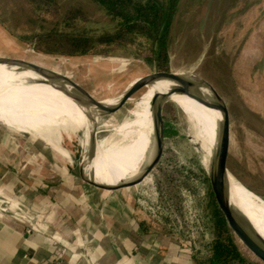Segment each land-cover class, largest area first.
Returning <instances> with one entry per match:
<instances>
[{
	"label": "rangeland",
	"instance_id": "rangeland-1",
	"mask_svg": "<svg viewBox=\"0 0 264 264\" xmlns=\"http://www.w3.org/2000/svg\"><path fill=\"white\" fill-rule=\"evenodd\" d=\"M52 2L54 5L42 12L43 17H37L30 13L25 0H0V53L44 66L43 72L37 73L46 84L45 91L51 88L53 95L49 105L40 94L34 96L28 86L11 89L5 85L8 99L31 115L42 113L44 110L38 108L43 105H55V109L62 110L52 117L54 122L49 125L55 124L61 130V145L70 152L71 159L32 140L28 133L7 128L0 129V156L16 157L18 173L45 176L54 170L64 174L72 184L92 187L81 178V173L86 177L91 174L86 175L83 169L85 148L102 139L118 140L114 129L130 113L145 89V86L129 87L127 83L137 75L159 70L142 57L141 54H146L144 46L138 49L122 43L120 46L102 45V48L95 44L91 53L83 55H63V47L56 54L32 49V40L49 34L53 27L56 33L112 32L116 26V20L107 16L94 0ZM71 7L79 9L83 17L79 14L67 25L63 17ZM169 34V63L164 71H168L167 75L192 74L218 106L226 107L230 130H223L227 140V145L223 146L225 166L245 186L264 198V0H180ZM121 59L132 62L125 67ZM199 78L210 84L218 96ZM74 86L84 87L93 94L90 101L126 96L118 107L99 114L93 109L76 108L74 104L80 102L67 94L73 92ZM39 90L44 93L43 88ZM201 105L203 111L195 105V116L197 123L203 124L202 137L211 152L213 112L205 104ZM220 111L223 115L221 108ZM162 115L165 132L159 161L141 183L119 190L129 195L135 213L152 222L150 230L178 235L183 243L192 238L196 248H200L209 238L211 223L207 194L211 185L204 166L205 152L188 137L187 120L174 102H164ZM43 129H46L44 125ZM147 134L149 130L143 127L126 145L141 144L140 151ZM120 154L121 151L116 150L115 158ZM139 173L94 180L107 185L110 181L120 184ZM22 189L19 187L18 196L12 201V206H16L14 210L26 203L24 195H20ZM235 199L264 232L254 213ZM0 200L6 202L4 207L7 208L9 200L2 197ZM233 227L228 228V232L232 231L240 251L250 260L264 264V251L254 239Z\"/></svg>",
	"mask_w": 264,
	"mask_h": 264
},
{
	"label": "crops",
	"instance_id": "crops-1",
	"mask_svg": "<svg viewBox=\"0 0 264 264\" xmlns=\"http://www.w3.org/2000/svg\"><path fill=\"white\" fill-rule=\"evenodd\" d=\"M41 88L44 96L48 95L46 103L49 105L53 95L51 88L48 86V91L45 86ZM74 105L77 108V104ZM48 108L61 112L55 105ZM7 111L26 115V126L31 130L33 140L38 142L34 133L43 134L42 119L11 102L0 80V112ZM100 162L117 164L114 153ZM23 172L31 183L20 195H24L26 202H36L38 197L45 199L43 209L50 215V220L42 222V226L49 231L41 232L38 225L12 218L9 211L16 207L12 206V201L18 196L19 187L16 181L0 186V197L9 200L6 209V202L0 200V264H192L185 245L170 238L156 240L152 235L142 233L125 190L108 192L81 183L72 184L64 174L54 170L48 171V174L54 173L51 176ZM1 176L18 179L12 168H7ZM121 177L122 174L111 178ZM115 183L110 181L108 185H118Z\"/></svg>",
	"mask_w": 264,
	"mask_h": 264
},
{
	"label": "bare ground",
	"instance_id": "bare-ground-1",
	"mask_svg": "<svg viewBox=\"0 0 264 264\" xmlns=\"http://www.w3.org/2000/svg\"><path fill=\"white\" fill-rule=\"evenodd\" d=\"M163 77L165 79L157 80L153 84L145 86V92L143 91L144 93H142L139 98L137 97L138 100L134 102V106H132L133 108H130V113V109L127 110L129 114L121 121L116 129H114V135L118 136V140L112 141L108 138L102 139L85 148V162L83 164V169L85 170L86 175L88 172H90V177L92 179H102L111 178L112 175L117 176L122 174V176H130L131 173L141 172V170L151 160L154 152L153 127L154 122L156 121L154 114L155 104L159 101L164 102V99L160 98V93L165 92L172 84L180 86L191 95L206 103L205 104L195 97L189 96L187 94H172L168 97V99L173 101L186 116L188 122V132L189 136L191 137V141L198 143L201 149L204 150V164L208 166V161L210 156L213 155L217 138L223 136V130L219 128V122L222 118L219 106L192 74H166ZM0 80L4 86L6 85V87L11 89H16L18 85L28 86L34 96L40 94L43 102L45 103L46 101V96H44V93L39 90V87L46 86V84L43 82L37 71H33L28 66L17 67L0 64ZM11 94L13 96V92H11ZM124 96L99 102H80L77 103V108L93 109L99 114L102 110H105L106 112L104 113H107V111H110L114 107H118V105L122 104L124 101ZM201 103L205 104V106L209 107L213 112L214 134L211 152H209L208 147L202 137L201 129L203 124H198L195 116V105L201 111H203ZM43 106L38 108V110L44 111L39 115L33 116L41 118L42 124L46 127V129H44L43 134H40L39 132L34 133V131L33 133L39 138L38 142L48 145L56 152V154L60 155L61 157L71 159L70 152L61 145V130L58 126H55V124L52 126L49 125L50 123L54 122L52 117L57 113V111L53 109L50 110L47 106ZM35 110L37 111V109ZM26 121H28V117L22 113L10 111L0 112L1 128L6 127L13 131L28 133L30 138L33 140V134L26 126ZM147 125H149V128L145 129ZM143 127L144 130H149L146 140H143V148L138 151L141 144L126 145L128 140L137 134ZM91 148H93V150ZM116 150L121 151V154L116 157L117 164L109 165L107 163L100 162L101 159L109 154L114 153ZM219 162H221L223 167L225 166L223 147L219 149ZM228 178L231 204L239 208L245 214L244 216L247 217L252 224L250 226L251 229L254 230V232H258L264 238V232L259 228V225L252 219V217H250L249 214L243 208H241L235 197L238 198L251 212L254 213L257 221L263 229L264 199L245 186L229 171ZM218 205L223 212L230 210L227 204L220 198ZM230 218L236 229H239L251 237L246 229L244 219L239 213L230 210Z\"/></svg>",
	"mask_w": 264,
	"mask_h": 264
},
{
	"label": "trees",
	"instance_id": "trees-1",
	"mask_svg": "<svg viewBox=\"0 0 264 264\" xmlns=\"http://www.w3.org/2000/svg\"><path fill=\"white\" fill-rule=\"evenodd\" d=\"M27 7L32 15L40 17L43 11L49 10L54 5L52 0H25ZM103 10V12L116 20V26L112 32L102 31L98 36H79L70 38L63 46V55H76L91 53L90 50L96 44L103 48L107 46L111 39H115L123 44H130L146 51L141 54L142 57L151 63L157 70H167L169 63L168 40L169 33L174 21L180 0H94ZM49 7V9H48ZM83 17L79 9L69 8L65 16L64 22L69 25L77 17ZM41 17H43L41 15ZM56 27L50 29V33L54 34ZM12 33V31H11ZM14 34V32H13ZM103 45V46H102ZM139 46H144L140 48ZM53 48L42 47L40 50L45 52ZM168 71H164L166 74ZM16 157H3L0 159V173L2 174L7 168H12L17 173L18 179H9L0 174V186L11 184L16 181L18 187L25 188L31 181L25 177V173H18ZM34 188L39 189L37 186ZM208 208L210 210V230L209 238L205 240L203 246L196 248L192 238L183 243V239L175 234H166L150 230L152 222L147 218L141 217L135 213L140 230L144 234L152 235L157 240L170 238L173 242L185 245L190 252V260L192 264H258L250 260L240 251L234 240L224 212L219 205L216 204L214 193L210 187L207 190ZM46 204L45 199L38 197V201L31 202L28 200L24 205L18 207L17 210L9 211V215L24 223L38 225L39 231L48 232L49 229L42 226V222H48L50 215L44 211L43 206ZM218 209V210H217ZM139 211V209H138ZM219 211V212H218ZM151 220V219H150Z\"/></svg>",
	"mask_w": 264,
	"mask_h": 264
},
{
	"label": "water",
	"instance_id": "water-1",
	"mask_svg": "<svg viewBox=\"0 0 264 264\" xmlns=\"http://www.w3.org/2000/svg\"><path fill=\"white\" fill-rule=\"evenodd\" d=\"M98 36L100 35V32H93V31H87V30H82L78 32H56L52 35H45V36H38L37 38L32 40V49H37L40 50L42 47H47V48H54L50 51H47L48 53H58L59 48L63 47L68 39L76 38L79 36ZM18 43V42H16ZM14 44L16 47L17 44ZM112 44H117V45H122L121 42L111 39L107 45H112ZM46 52V53H47ZM122 64L126 66L130 65L132 60L129 59H121ZM0 64H4L7 66H17V67H25L26 64L30 66V68L33 71L37 72H43L45 69L43 65H36L33 63H30V60H27L23 57H16V56H11V55H6L3 53H0ZM163 72L164 70H159V71H152L150 73H143L140 75H137L133 77L128 83L127 86L137 88V87H144L150 84H153L157 80H163L165 79L163 77ZM166 72V71H165ZM198 78V77H197ZM200 79V78H199ZM202 80V79H200ZM204 83H206L204 80H202ZM211 91L218 96L214 88L206 83ZM69 96H71L73 99H75L78 102H86L90 101L94 98L93 94H91L86 88L84 87H79V86H74L73 87V92L67 93ZM172 94H187L189 96H193L190 93H188L185 89L181 88L180 86L176 84H172L165 92L160 93V98L164 99V102L168 101V97ZM195 97V96H193ZM199 101L203 102L199 98L195 97ZM171 101V100H170ZM164 102L159 101L155 104L154 107V114L156 117V121L154 122V127H153V137H154V152L151 160L148 162V164L141 170V172L136 175L133 179L122 182L118 185H107L103 184L100 182L95 181L91 177H86L81 173V178L88 184L102 189V190H107V191H114L118 190L121 188H127L130 186H135L139 183H141L146 176L150 173V171L154 168V166L157 164L159 161L162 150H163V138H164V121H163V104ZM173 102V101H172ZM205 103V102H203ZM206 104V103H205ZM210 106V105H209ZM219 107L223 111V115L221 118V121L219 122V128L222 130H230V120H229V115L226 107L223 105L219 104ZM181 110V109H180ZM182 111V110H181ZM183 113V112H182ZM184 114V113H183ZM185 116V115H184ZM186 118V116H185ZM187 120V119H186ZM188 123V122H187ZM6 128V127H4ZM0 128V129H4ZM9 129V128H7ZM188 137L191 139V137L188 135ZM196 143V142H195ZM227 145V140L224 136L217 138L216 146L213 151V155L210 156L209 161H208V166H205V169L207 171V175L210 181L211 189L214 193V198L216 201V204L218 205L219 203V198L224 201L227 206L232 210L233 212L239 213L245 222L246 229L248 233L253 237L254 241L257 243L259 248L264 251V238L258 233L254 232V230L251 229V222L248 220L247 217H245L244 213L237 207H235L233 204H231L230 201V190H229V178H228V169L224 166L221 165V162H219V149L223 146ZM200 146V145H199ZM261 197V196H260ZM262 198V197H261ZM264 199V198H263ZM230 210L224 211L226 220L231 228L233 227L232 220L230 218Z\"/></svg>",
	"mask_w": 264,
	"mask_h": 264
},
{
	"label": "built area",
	"instance_id": "built-area-1",
	"mask_svg": "<svg viewBox=\"0 0 264 264\" xmlns=\"http://www.w3.org/2000/svg\"><path fill=\"white\" fill-rule=\"evenodd\" d=\"M5 208V207H4ZM6 209V208H5Z\"/></svg>",
	"mask_w": 264,
	"mask_h": 264
}]
</instances>
